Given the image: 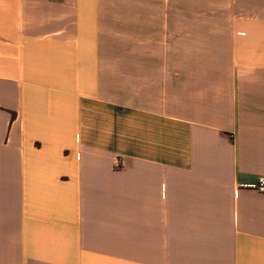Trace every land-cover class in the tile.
Wrapping results in <instances>:
<instances>
[{
  "label": "crops",
  "instance_id": "1",
  "mask_svg": "<svg viewBox=\"0 0 264 264\" xmlns=\"http://www.w3.org/2000/svg\"><path fill=\"white\" fill-rule=\"evenodd\" d=\"M260 178L264 0H0V264H264Z\"/></svg>",
  "mask_w": 264,
  "mask_h": 264
},
{
  "label": "built area",
  "instance_id": "2",
  "mask_svg": "<svg viewBox=\"0 0 264 264\" xmlns=\"http://www.w3.org/2000/svg\"><path fill=\"white\" fill-rule=\"evenodd\" d=\"M115 169H121L123 167V162L118 159L116 162H115V165H114ZM256 189L258 191H260L261 193H264V178H260L259 181H258V184L256 185Z\"/></svg>",
  "mask_w": 264,
  "mask_h": 264
}]
</instances>
